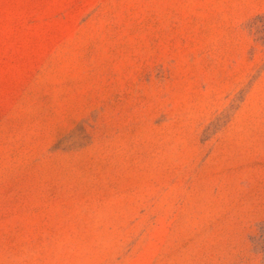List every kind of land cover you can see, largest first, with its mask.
<instances>
[{
	"label": "rangeland",
	"instance_id": "rangeland-1",
	"mask_svg": "<svg viewBox=\"0 0 264 264\" xmlns=\"http://www.w3.org/2000/svg\"><path fill=\"white\" fill-rule=\"evenodd\" d=\"M0 264H264V0H0Z\"/></svg>",
	"mask_w": 264,
	"mask_h": 264
}]
</instances>
